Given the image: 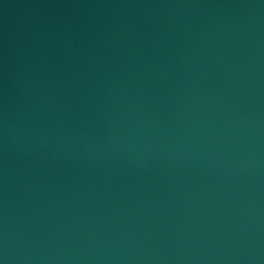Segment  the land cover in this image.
Masks as SVG:
<instances>
[{"label": "water", "instance_id": "1", "mask_svg": "<svg viewBox=\"0 0 264 264\" xmlns=\"http://www.w3.org/2000/svg\"><path fill=\"white\" fill-rule=\"evenodd\" d=\"M0 264H264V0H0Z\"/></svg>", "mask_w": 264, "mask_h": 264}]
</instances>
